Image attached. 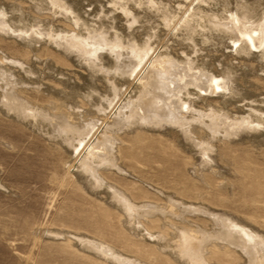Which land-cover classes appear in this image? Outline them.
Returning <instances> with one entry per match:
<instances>
[{
  "label": "bare ground",
  "instance_id": "obj_1",
  "mask_svg": "<svg viewBox=\"0 0 264 264\" xmlns=\"http://www.w3.org/2000/svg\"><path fill=\"white\" fill-rule=\"evenodd\" d=\"M101 1L104 4L107 3V5H108L106 7V6H104L103 3L100 2L101 4L100 3L99 4H100L101 12L106 13V14L111 13L113 11L111 9V7L114 4H112L111 1H109V0H101ZM153 1L155 2L156 0H153ZM196 1L197 0H195V2ZM208 1L209 2L212 1L215 3L221 2V4L223 2V3H225V6H227V8L230 6L231 2L234 3L236 1L235 5H237V8H236V12H230L231 14L228 17L219 18L218 17L219 14H218L217 15L218 18H217L216 16L213 15L214 18H211L209 23H207L209 25L210 29L208 31H205V32H207V35H205V36H208L209 38H211V35H212V38H213V36L215 37V35H216L217 37H215L213 39H215L216 43L219 44V40H218L219 37L221 35H223L224 33H226V31H228L230 33L232 32V35L237 34L240 38L242 37L241 39H238V41H240V40L242 41L244 39L245 40L244 42H246L245 43L246 45H244V46L248 47V49L250 48V50H251V47L255 46L256 44L259 46L264 44V22H259L255 25H253L254 22L252 23L248 20L250 18L251 14H253V13L256 14L255 12L258 11V8L255 7V5H252V3L248 4V1L246 2L245 0H243V1L241 0L242 4L239 3V0H234V2L232 0H208ZM22 2H24V0L23 1L15 0V2L13 4L14 6H12L13 9H14V7H18V5H20L19 3H22ZM49 2L51 4V6L55 5L56 7H58L61 10V13L63 11L65 16H66V13H70V15L72 14L73 18L76 20V23L77 24L79 23L82 28H85V30L91 29L90 28L91 26L89 25L90 27H88L86 21L82 18L83 14L84 15L87 14V17H88V15H90V13L87 11H85V13H84V11H83V13L81 14L79 12L80 10L77 11V6L75 5L76 4L75 1L49 0ZM121 2H122V0L119 3H121ZM137 2H138V0H137ZM149 2L151 3V1H149ZM154 2H152V3H154ZM170 2H171V0H170ZM179 2L180 1H178V4H179ZM190 2H191V0H190ZM190 2H188V4ZM39 3H43V0H39ZM127 3H130V2L127 1ZM203 3H204V1H203ZM205 3H206V1H205ZM95 4L98 5V3H95ZM157 4H158V2H157ZM44 5H45V3H44ZM97 5H96V7H98ZM115 5H114V7H115ZM154 5H156V3L153 4V6ZM174 6H176V5H174ZM56 7L52 6L51 8L55 9ZM118 7H121L120 9L122 12L120 14L122 16H124V18L130 17V21H131L130 23H134L135 21H140V23H141V20H143L142 18H144V19L146 18L145 20H148L152 15L151 9H153V7L152 8L150 7V5L149 6L145 5V6H142V8H140L141 6L140 7L138 6L139 8H137L135 12H131L125 8L127 6H125V7L118 6ZM178 7L181 8V6H178ZM188 7H190V6H188ZM193 7L194 6H192V8ZM232 7H234V6H232ZM58 8H57V10H58ZM167 8L168 7H166V10H167ZM183 8L185 9L187 7L184 6ZM53 9H52V12H54ZM189 9H191V7ZM157 10H158V8H157ZM185 10H187V9H185ZM55 11H56V9H55ZM59 11H58V13H59ZM114 11H116V10H114ZM4 12H5V10H4ZM46 12H47V10H46ZM49 12H51V11H49ZM101 12L99 11V13H101ZM157 12L160 13L159 11H157ZM191 12H193L192 9H191ZM198 12L200 13L199 10H198ZM61 13H59V14H61ZM131 13H134V14H132L133 16L130 15ZM223 13L224 12H222V14ZM1 14H3V13H1ZM40 14H42V13H39V15ZM45 14H47V13H45ZM51 14H53V13H51ZM59 14L56 13V17ZM164 14H167V13L164 12ZM181 14H182V12H181ZM214 14H216V13H214ZM37 15H38V13H37ZM201 15H203V14L201 13ZM258 15L259 14H257V16ZM127 16H129V17H127ZM160 16H162V15L160 14ZM169 16H170V14H169ZM191 16H192V14H191ZM209 16H210V14H209ZM53 17L56 18L55 16H53ZM163 17H164V15H163ZM173 17H174V15H173ZM180 17L181 16H179V18ZM195 17H197V16H195ZM205 17H206V15H205ZM221 17H222V15H221ZM10 18L11 17H9L8 19H10ZM69 18H70V16H69ZM106 18H107V16H106ZM207 18H208V16H207ZM60 19H61V17H60ZM66 19H67V17H66ZM167 19H169V17ZM167 19L164 21V26H166V28H168L170 30L171 27L169 28V26H170V22H171L170 20H172V16L169 20H167ZM176 19H178V18H176ZM194 19L195 18H193V20ZM200 19H199V21H200ZM113 20H114V18H113ZM149 20L147 21L148 22L147 24H151V22L149 23ZM202 20H204V19H201V21ZM257 20L259 21V18ZM62 21L64 22L65 20H62ZM185 21H183L184 25L182 22H179V23H182L183 26H180V27L178 26L179 28L176 27L177 30L180 29V31H177V32H180L181 35L183 37L186 36V38L187 37L191 38L192 36L194 37L195 31H194V33H192V32L190 33L191 29L189 30V26L192 23L188 24L187 22L189 20L187 22H185ZM253 21H255V19ZM52 22H50V23H52ZM143 22H145L144 24H146V21H143ZM67 23H69V22H67ZM67 23L64 25H67ZM105 23L106 22H104V24ZM60 24H61V22H60ZM113 24H112L111 28H115V26H113ZM123 24L124 23H122V25ZM141 24H143V23H141ZM176 24H178V23L176 22ZM1 25H0V43L5 42L6 40H10L11 42H13V44H16L17 41H15V40L12 41L10 39L11 36L9 37V28H7V27L5 28V26L1 27ZM8 25H10V24L8 23ZM127 25H129V24H127ZM132 25H134V24H132ZM173 25H175V24L173 23ZM149 26L150 25H148V29L153 27V26L152 27H149ZM173 27L171 29H173ZM193 27H191V28H193ZM13 28H14V26H13ZM33 28H34V26H33ZM48 28H49V26H48ZM50 28H49V30H50ZM70 28H72V27H70ZM35 29H33L34 31H32V33L37 35L38 32ZM68 29H69V26H68ZM12 30L13 29H11V32H12ZM71 30H74V29L72 28ZM94 30H95V28H94ZM202 30H205V29H202ZM75 31H74V33L66 35V36L65 35L62 36L64 33L63 34L61 33L62 35H60V36L56 35L55 42L50 43V41H48L49 45H43V44H40V45L44 46V48H46L47 50L52 49L55 52L57 51L58 54H61V56H64V58H66V59L69 58L70 61H72L74 63L76 62V64H78V67L80 69H84L83 67H86V69L88 70L87 75L90 79L95 78V77H93L94 72L97 73V71H98V73L100 72V74L102 72V75H103V73L104 74L106 73V75L108 73H110V72H108V69H106L104 67L105 65L108 66L109 64L105 63V61L103 62V60L106 58V55H104V54L107 53L108 55H110V57L114 63V66H112V68L114 67L112 72H114L115 75H116V73L122 75V77L125 75V78L124 77L122 78L123 80L127 79L126 77L131 78V76H133V79L136 78L135 81H137L138 85H139L138 91L136 92V93H138L137 96H135V98L133 99L131 97L132 96L131 94H133V91H135V89L133 91L131 90L132 93L131 92H130L131 94L129 93L131 96L129 95L130 97L128 96L129 97L128 99L124 98V101H125V99H127V100L125 102H123L121 100V98H123V97L121 96V93H120V89H119L120 86L117 85L118 83L113 84L112 82H110V84H109V81L107 80V84L110 85L109 89L112 92V94L110 93L112 95V98H108L105 96L103 98V100L101 99L102 101H104L106 106H105V104L102 103V101H100V102L98 101L96 103H93L91 105V107L93 106L95 108V110H94V108H89V106H88L89 109H93L92 112L93 111L96 112L95 113V114H97L96 116H98V115L104 116L105 115L104 116L105 120L99 119V120L103 121V122H100L97 118H92V117L90 118L89 115L87 114L89 118L85 117L83 121L78 123V121L75 122L71 119V116H72L71 113L73 114L75 112L76 115L78 114L79 117L80 116L82 117L83 115H81L80 113H83V112H81V111L79 112V110H77V111L74 110V112L72 111V112L68 113L70 110H68V112L66 111L68 108L67 107L68 104H66L67 105L66 106L65 102L63 103L58 98L60 93L65 94L64 90H62V89L60 90L58 87L53 86V84H52V86H50L48 88L45 86L46 89L43 88L44 91H42L40 87L34 88L35 86H33L32 84H30V85H32V88H30V90L25 88V86L22 87L26 81L24 80V83H23L21 81L23 78H21V80L15 79L16 77L14 76V72L12 71L11 68L7 69L5 67H2L3 62L6 61L3 59L5 57H2L3 56L2 55L0 57V115L2 117H5L11 121H14V122L28 128L30 130L39 129L40 127L42 128L45 125H47V126L49 125V127H53L52 128L53 130L52 129L48 130L49 127L48 128L43 127V130H41V131H44V128H45L49 132H46V133L44 132L45 134H43V135L41 134L42 138H44L45 141L50 144V146L57 147L59 149V151L61 152V155L66 153L67 155L71 154V157L73 155L74 159L77 158V161H76L77 165L76 164L75 165L77 166L76 168L79 169V172H80V174H78L80 178L77 177L78 178L77 181L79 182V185L83 186L87 190L88 194L90 193L89 195H93V196H95L94 198H97V200L101 201V202L98 201V203L104 207H99V209H102V212H104L103 215H105V217H107L108 219L111 220L113 217H112V214H110V213L112 211L115 213L116 221H117L116 223H117L118 227H116V229L114 227H112L111 231L112 232L114 230L115 231H114V233L110 234V236L112 238H114L115 240H117L120 243L121 247L115 246L113 243L107 241V239L100 237L98 235H97V237H91V238H89V237L87 238L84 235H81V234L79 235L76 233L71 235V236H69L70 234L68 236H63L64 233H61L62 231L56 232V230H54L55 232L54 231L53 232L52 231H49V232L45 231L47 234H49L48 237L52 238L54 240H59V238L60 237L62 238V236H63L64 237L63 239L66 241V244H69V246L72 244L74 245L76 243H77V245H78V243L81 244L83 246V251H84V248H86L88 250L87 252L89 253V255L87 257L90 258L91 260H93V262H95L96 264H216V262L231 261V260L237 261V263H240V261L243 260L242 264H264V232L261 231L262 229L260 230V228L258 229L257 227L253 226L254 225L253 222H256V220L254 218L248 217L246 219H242V217H241V219H237L238 216H236V217L233 216L234 214L232 215L231 214L232 212L229 213L230 211L229 212L222 211V210L217 211L216 208L214 210V209H212L211 206L210 207H208V205L204 206L199 201L197 204H192V203H190L191 201L189 202L188 200L181 197V195H183V192H179L178 194L172 193V192L169 193V192H166L163 189L158 188L156 186H151V188L150 187L147 188L145 186L147 189L151 190V193L150 192H140V189L139 188L137 189L136 187H134V185H132V187H130V188H125V187L120 188L116 183L109 182L106 178V175H110V174L120 178V177L127 176L128 173H131V171H128L125 169L127 166L126 167L123 166L127 163H124L122 165V159L124 157L123 149L125 146V136H128V137L135 139V140H139L138 138L142 135H145V134L149 135V137L157 136L158 138H165L166 136H169L171 133H174L178 136V138H177L178 142L182 143L184 147H186V145H187L188 148L194 149V152L196 150L195 153L197 154L198 157H200L199 158L200 162L198 163V165H200L202 168H205V171L207 170L210 172V174H215L216 169H218V167H220L219 164L221 165V162L222 163L228 162L229 164L232 165V168H231V166H229L230 169H232V173H233V174L231 173V175H233L232 179L233 178H234V180L237 179V163L235 162V158H234L235 153L233 150V147L237 146V142H238L237 138H238L239 142H242L243 137L240 136V133H242V132L245 133V132L251 131V130H253V132H254L257 130H261V129H263V131H264V119H258L256 117H252L251 115H248L246 117H240V116L237 117V115H236V117H234L233 114L231 115V114H228V112H223L222 109L219 108L220 104H223V102L225 104V101L222 100L223 101L222 103H220L218 101H212V98H216V97L218 99H221L223 97V94L221 93L222 91H224V92L228 91L230 93V97L233 96V98L234 97L237 98L238 93L234 89V85L236 84V78H235L236 75H234V73H233V71H234L233 68H232V70H233L232 71L230 69L231 67L228 68L229 67L228 66L227 68H225V66H224L220 70V73H219L220 75L218 74L217 76H215L212 72V69L208 70L206 68H203V66H205V65H203V66H199V64L196 65L195 62H193V59H190L191 58L190 55H189L190 58L181 57L178 54L179 51H178V53L176 52V54L175 53L171 54L168 52L169 51L168 50L167 52L169 53V55H165V56L164 55L163 56L158 55V56H156L157 53H155L156 57H154V56L151 57V54H153V53H151L152 47L150 49V47L144 46L143 48H145V47H147V48H145L143 50H141V49L138 50L137 47H135L133 45V43L132 44L127 43L128 39L126 40V43L124 42L125 40L123 41L122 38L125 37V36H123L124 34L115 33L117 35L116 38H109L106 36V32H102L105 30H102V31H100V33L95 31L93 34H90V32H89L90 35L87 34V36L83 37V36H80L79 34H76ZM145 31H143V33H145ZM18 32L19 31H17L13 34H16V33L19 34ZM115 32H116V30H115ZM155 32L156 31L153 32V35H155V37H157L158 33L156 34ZM254 32L256 35L254 34ZM22 33H24V32H22ZM51 34L49 35L50 38L55 36V35L52 36ZM130 34H132V33H130ZM150 34H147V35H150ZM204 34H202V35H204ZM116 35H114V36H116ZM196 35H197V33H196ZM13 36H15V35H13ZM225 36H227V35H225ZM237 37H235V38L237 39ZM16 38H17V36H16ZM148 38L151 41L152 38L151 39H150V37H148ZM203 38H204V36H203ZM167 39H168V37H167ZM205 39H207V38L205 37ZM161 40H162V38H161ZM42 41H44V40H42ZM189 41H190V39H189ZM192 41H190V42H192ZM48 42H46V43H48ZM224 42H223V44H224ZM148 43L146 45H148ZM195 43H197V42H195ZM236 43H237V41H236ZM243 43H242V45H243ZM138 44L142 45V43H138ZM233 44H235V42H233ZM8 45H9V43H8ZM160 45H158V46H160ZM164 45H165V43H164ZM166 45L168 46V43ZM189 45H191V44L189 43ZM192 45H193V42H192ZM41 46L39 48H41ZM136 46H137V44H136ZM181 46H182V44H181ZM234 46H236V45H234ZM22 48L23 49H20V50H22L26 54V56L28 53L32 52V50L27 48V47L26 48L22 47ZM36 48H34L33 50L38 51V49H36ZM138 48H140V47H138ZM257 48H259V47H257ZM263 48H264V46H263ZM242 49H244V48H242ZM37 51L35 52L36 54H37ZM152 51H153V49H152ZM161 52H160V54H161ZM8 53H10V52H8ZM42 53H43V51H42ZM190 53L191 52H189V54ZM262 53H264V51ZM108 55H107V58H108ZM124 55H127V57L129 58L128 61H125L126 58L124 59ZM182 55L185 56V53ZM40 56H42V55H40ZM244 56H246V55H244ZM30 57H31L30 59H32V56H30ZM247 57H248V55H247ZM45 58H46V56H45ZM6 59H8V58H6ZM34 59H36V58H34ZM40 59L41 58H39L38 61H40ZM43 60H44V58H43ZM48 61H50V59ZM51 61L53 63V60H51ZM42 62H44V61H42ZM21 63L23 64V66L22 67L19 66L20 68L23 69L26 67V71H28L30 73L33 72V71H31L32 69L31 70L29 69V68H32V65H31V67H28V66L24 65V61H21ZM45 63H39V64H45ZM102 63H105V64L103 65ZM19 64L20 63H18V65ZM34 66H36V65H34ZM46 66L49 67V65H46ZM46 66H44V67H46ZM55 66H57V65H55ZM55 66L53 65L50 67L55 68ZM37 68H39V67H37ZM37 68L33 67V69H35V70ZM86 69H84V70H86ZM42 70H45V68ZM57 70H58V68H57ZM61 70H63V69L61 68ZM54 71H51V72H54ZM43 72L49 73V71L48 72L43 71ZM22 73H24V72H22ZM34 73L36 74V72H34ZM39 73H41V72H39ZM45 73H44V75H45ZM82 73L80 76V78L82 80L81 82H83V80L85 81V79H86L85 78L86 76L84 75L85 73L83 75H82ZM57 74L58 73L56 72L55 75L57 76ZM62 74L63 73H59L58 77L61 75L60 76L61 78H59L57 81L55 80L54 82L61 84V85H64L63 86L64 88H69V90H71V93H73V95H75L74 93L78 92L77 90L80 89L79 87L85 86V85H81L82 84L81 83L80 84L81 86H78V88L77 87L71 88L70 86L66 87L67 81L69 79L66 77L68 80L64 81L65 79H62ZM15 75H16V73H15ZM44 75H43V77H44ZM53 75H54V73H53ZM65 75L66 74H64L63 76H65ZM115 75H114V79H115ZM37 76H39V75H37ZM51 76L49 75L48 77H51ZM107 76H109V75H107ZM104 77L105 76H103V78ZM99 78H102V77H99ZM105 78L107 79V77H105ZM109 78H111V77H109ZM18 79H20V78H18ZM34 79H33L34 82H36V78H34ZM37 79H38V77H37ZM46 79H48V78H46ZM114 79H113V81H114ZM117 80H118V78H117ZM119 80L121 81V78H119ZM129 80H125V81H129ZM131 80H132V78H131ZM27 81H30V80L27 79ZM102 81L104 83L106 82L104 80H102ZM92 82L93 81H91V85H92ZM78 83H80V82H78ZM120 83H124V82H120ZM125 83H128V82H125ZM86 84H87V82H86ZM35 85H37V84H35ZM93 85H94V83H93ZM95 85H97V83ZM26 86H27V84H26ZM75 86H77V85H75ZM101 86H102V84L100 85V87ZM105 86H106V84H105ZM117 86H118V88H117ZM124 86H127V85H124ZM86 87H87V89L89 88L88 85ZM97 87H95V89ZM100 87H98V88H100ZM128 87H130V86H128ZM105 88L107 89V86ZM90 89H91V87L87 91H90ZM28 90L32 91L35 95L45 94V96L47 97V104L39 106L38 105L39 103L38 104L35 103L37 105L36 106L34 104L32 98L29 96ZM69 90H68V92H70ZM91 90H92V92H94L93 89H91ZM80 91H82V90H80ZM101 91L103 92V89ZM219 91H220V93H219ZM82 93H84V91L80 92V94H82ZM89 93H91V92H89ZM94 93H96V92H94ZM99 93H100V91H99ZM92 94L93 93H91V95L89 94L87 96L90 97V96H92ZM96 94H98V93H96ZM103 94L104 93H102V95ZM110 94H109V96H110ZM122 94H124V93H122ZM125 94H127V93H125ZM84 95H85V93H84ZM98 95H100V94H98ZM133 95H135V94H133ZM68 96H69V94H68ZM239 96H240V94H239ZM54 97H56V99ZM62 97H64V99H65V95ZM71 97L69 96L66 98L70 99ZM77 97L79 98V97H81V95L79 96L77 94ZM86 97L84 98V100H86V99L88 100L89 97L88 98H86ZM92 97H95V95ZM73 98L77 99L75 97H73ZM97 98H98V96H97ZM226 98H228V97H226ZM77 100H79V99H77ZM115 100L117 103L115 102ZM231 100H233V99H231ZM90 101H93V100H90ZM199 101L202 103L206 102L205 103L206 108L198 106L197 103ZM74 102H75V100H74ZM80 102H81V100H80ZM114 102L116 103L115 106H117V107H115V106L112 107ZM67 103H69V102H67ZM77 103H79V101ZM226 103H229V102H226ZM224 104H223V107L225 106ZM72 105H73V102L70 105L72 108L71 110H73L74 106H75L74 109H76L77 104L75 103V105H73V106ZM78 107H80V106H78ZM110 107L112 109L117 108L116 111L113 110V111H115L114 112L115 114H114V116H112L111 121H109L108 119L106 120V118H107L106 113L108 112V110H109L108 108H110ZM220 107H222V106H220ZM84 109H86V108H83V110ZM84 111H86V110H84ZM113 111L111 112V110H109V113L110 112L113 113ZM224 111H226V110H224ZM84 114H85V112H84ZM89 114L91 115V113H89ZM253 114H255V111ZM258 114H260V113H258ZM108 115H110V114L107 113V116ZM72 117H74V116H72ZM81 117H80V119H81ZM98 118H99V116H98ZM108 118H111V117H108ZM98 121L100 122V125H98V123H99ZM106 121H109V122H106ZM99 129H100L99 133L96 134V132ZM259 132L262 133L261 131H259ZM263 136H264V134H263ZM263 136H261L262 140L259 138L261 140V142L264 141ZM253 138H254V135H253ZM253 138L251 137V139H253ZM251 139H250V141H252ZM256 139L258 140L257 137H256ZM248 141H249V139H248ZM0 142H1L0 144H3L2 141H0ZM261 142L259 141L260 145L262 144ZM253 144H254V142H253ZM262 145H264V144H262ZM61 157H63V156H61ZM70 160H69V162H71ZM187 163H189V162H187ZM75 165L68 164V160L63 161L64 177H62L59 180V182H58L59 186L60 185L62 186L66 182L67 177L71 176L70 178H73V176L71 174V168L74 167ZM193 166H195V165L193 163H191V164H189V166H187V168L189 169L191 174H194V176H192V177L197 178L194 180H200L201 183L209 186L207 184V182H205V179L203 180L202 177H204V176L201 175L205 171L203 170V172L200 173L198 171L202 170L201 167L199 168L200 170L197 171L196 168L198 166L197 167H193ZM226 168H228V166H226ZM225 169H223V170H225ZM131 170H134V169L132 168ZM185 170H186V168H185ZM221 170H222V167H221ZM221 170H219V172ZM228 171H229L228 172V174H229L231 171L230 170H228ZM77 172L74 171L75 174ZM185 172H187V171H185ZM219 172H217V173H219ZM222 172H220V173H222ZM224 172H227V171H224ZM220 173H219L220 176L224 175L223 173H222L223 175H221ZM132 175H133V173H132ZM188 175H189V173H188ZM229 176H227V177H229ZM200 177H201V179H200ZM135 178L137 179V177H135ZM223 178H224L223 180L227 179L225 177H223ZM223 180H222V182H223ZM137 181H138V179H137ZM219 184L220 183L217 184V187L219 186ZM220 186H223L222 188L229 190V189H231V187L233 188L234 184L228 182V183L220 184ZM182 187H183V185H182ZM195 188H196L195 186H192L191 188H189V187L184 188L183 187V189H184L183 191H184V193L189 192V193L195 194L197 197L196 199H203L202 198L203 193L199 192V190H196ZM101 189L102 190L104 189L103 195L106 196V198H101V196H98V194H100L99 190H101ZM136 193L137 194L141 193L140 196H138L139 198L137 197ZM51 201L53 202V200H51ZM51 201H49V202H51ZM225 201H226V199H225ZM52 204H51V206H52ZM204 204H206V203H204ZM51 206H49V207H51ZM111 225H113V224L110 222L109 226H111ZM262 225L264 226V221H262ZM34 236H36V235H34ZM37 238H38V236H36V239ZM72 242H74V243H72ZM35 244L36 243H34V245ZM79 247L82 248L81 246L78 245L77 250L79 249ZM80 251H82V250H80ZM90 255H92V256H90Z\"/></svg>",
  "mask_w": 264,
  "mask_h": 264
},
{
  "label": "rangeland",
  "instance_id": "obj_2",
  "mask_svg": "<svg viewBox=\"0 0 264 264\" xmlns=\"http://www.w3.org/2000/svg\"><path fill=\"white\" fill-rule=\"evenodd\" d=\"M17 1H23V0H17ZM28 1L24 0V2L19 3L20 5H18V7H14V9H13L12 6H14L13 4H14L15 0H12V1L11 0L10 1L9 0H0V12L3 13V14L0 13L1 14L0 15V25L2 24L1 27L5 26V28L6 27L9 28V37L10 36L12 37V38L10 37V39L12 41H14V40L17 41L16 44H13V42H11L10 40H6L5 42L0 43V57L3 55L2 57H5L3 59L6 60V61L3 60L4 62L2 64V67H5L7 69L11 68L12 71L14 72V76L16 77L15 79L21 80V78H23L21 81L24 83V80H25L26 82L23 84L22 87L25 86V88H27L29 90H30V88H32V85H33V86H35L34 88L40 87L41 90L44 91V89H46V87L48 88V87L52 86V84H53V86L58 87L60 90L61 89L64 90L65 94L60 93L59 97L58 96L57 97L63 103L65 102V105L68 104V106L67 105L66 106L69 109L67 108L66 111L68 112V110H70L68 113H70L72 111L74 112V110H76V111L79 110V112L80 111L83 112V113H80L81 115H83L82 116L83 118L80 116L82 120L80 119L78 114L76 115L75 112L73 114L71 113V115L74 116V117L71 116V119L73 121H75V122L78 121V123H79V122L83 121L85 117H88V115L90 118L91 117L97 118L98 120L105 118L104 117L105 115L104 116L98 115L99 116V118H98V116H96L97 114H95L96 112L95 111L92 112L93 109H89V108H94L93 106L91 107V105L93 103L98 102V101L99 102L102 101L105 96L108 98H112V95H111L112 92L109 89L110 82H112L113 84L118 83L117 85L120 86L119 87L120 93H121V96L123 97V98H121V100L123 102H125L131 95H132L131 97L134 99L135 96H137V94H138L136 92L138 91V87H139L138 82L135 81L136 78L133 79V76H131L132 80H131V78L126 77L127 79H125V80H129V79L130 80L125 81L122 79L123 77L125 78V75L122 77V75H120L118 73H116V75H115V73L112 72V70L114 68V67L112 68V66H114V63H113L110 55H108L107 53L104 55H106V58L108 55V58L107 59L105 58L103 60V62L105 61V63L109 64L108 66L107 65L104 66L106 69H108V72H110L107 74L109 76H107L106 73L105 74L103 73V75H102V72L100 74V72L98 73V71H97V73L94 72L93 77H95V78L90 79L87 75L88 70L86 69V67H83L86 70L80 69L78 67V64H76V62L74 63V62L70 61L69 58L68 59L64 58V56H61V54H58L57 51L55 52L52 49L47 50L46 48H44V46L40 45V44L49 45L48 41H50V43L55 42L56 35L60 36L64 33L62 36H64V35L66 36V35L74 33V31L76 29L77 30L75 31V33L79 34L80 36H83V37L87 36V34H89V32H90V34H93L95 31L100 33V31H102V30H105L102 32H106V36L109 38H116L117 35L115 33L124 34L123 36H125V37L122 38L123 41L125 40L124 42L126 43V40L128 39L127 43H131V44L133 43V45L135 47H137L138 50H140V49L143 50L147 47H150V49H151V47H152L153 51L151 49V53H153V54H151V57H153V56L156 57L158 55L159 56L160 55L165 56V55H169V53H171V54L175 53L176 54V52L178 53V51H179L178 54L181 57L190 58V56H191L190 59H193V62H195L196 65H198V64H199V66L205 65V66H203V68H206L208 70L212 69V72L215 76H217L220 73V70L222 69V67L225 66V68H227L229 66L228 68L231 67L230 68L231 70L233 68L234 71L233 70L232 71H233L234 75H236V77H235L236 78V84L234 85V89L238 93L237 98L234 97L236 99L235 100L233 98V96H231L232 98L230 97V93L228 91H225V92L222 91L221 93L223 94V97L221 99H218L217 97L212 98V101H218L220 103L225 101V104H224V102H223V104L226 107L225 106L223 107V104H220V106H222V107L219 106V108H221L223 112H228V114H231V115L233 114L234 117H236V115H237V117L238 116L246 117L248 115H251L252 117H256L258 119H264V113H263L264 112V59H263L264 53H262L264 51V48H263L264 44L261 46H259L257 44H256L257 46L256 45L253 47L250 46L251 47V50H250V48L248 49V47L244 46V45H246L245 44L246 42H244L245 41L244 39L242 41L241 40L238 41V39H241L242 37L240 38L237 34H235V35L233 34L234 35L233 36L232 32L230 33L228 31H226V33H224L223 35H221L219 37V39H218L219 44H217L216 40L213 39V38L217 37L216 35H215V37L213 36V38H212V35H211V38H209L208 36H205V35H207V32H205V31H208L210 29L209 25L207 23H209L211 18H214V16L217 17L218 14L220 15V16L218 15L219 18L228 17L231 14L230 12H236V8H237V5H235L236 1L234 2V0H232L234 3L231 2L232 4L230 3V6L228 5L229 7L227 8V6H225V3H223V2L221 4V2L215 3L212 1L209 2L208 0H197L196 2H195V0H191V2H190V0H171V2H170V0L169 1L168 0H158V1L156 0L155 2L153 0H138V2H137V0H131V1L130 0H122L121 3H119L121 0L120 1L115 0L116 2L114 0H109V1H111L112 4H114V5L116 4V5L114 7V5L111 4L112 5L111 9L113 11L111 13L106 14V13L101 12L100 4L103 3L101 0H67V1H75V3H76L75 5L77 6V11L80 10L79 12L81 14L83 13V11H84V13H85V11L90 13V15H88V17H87V14L82 15V18L86 21L88 27L91 26L90 27L91 29H89V30L88 29L85 30V28H82L79 23L77 24L76 20L72 16V14L70 15V13H66V16H65L63 11L61 13V10L58 7H56L55 5H52V6L56 7L55 8L56 11H55V9L51 8L52 6H51L49 0H43V3H39V0H28ZM127 1L130 3H127ZM149 1H151V3ZM178 1H180L179 4H178ZM203 1H204V3H203ZM205 1H206V3H205ZM245 1L246 2L248 1V4L252 3V5H255V7L258 8V11L255 12L256 14H254V13L251 14L252 17L249 15L250 18L248 17L249 18L248 20L252 23L254 22L253 25H255L259 22H264V19H263L264 18L263 17L264 16V12H263L264 11V0H245ZM152 2H154V3H152ZM157 2H158V4H157ZM188 2H190V3L188 4ZM44 3H45V5H44ZM95 3H98V5ZM155 3H156V5L153 6V4H155ZM239 3L242 4L241 0H239ZM96 5L98 7H96ZM145 5L146 6L150 5L151 8L153 7V9H151L152 15H151V17L149 16L150 18L148 17L150 20L147 18L149 20V23L151 22V24H147L148 20H145L146 18L145 19L142 18L143 20L140 19L141 23H143V24H141L140 21H135L134 23H130L131 21H130L129 16L130 15L133 16L132 14H134V13H131L129 16H127L129 18H124V16H122L120 14L122 12L120 9L121 7H118V6H123V7L127 6V7H125L127 10H129L131 12H135L137 8H139L140 6H141L140 8H142V6H145ZM174 5H176V6H174ZM183 5L185 7H187V8H185L187 10H185L183 8L184 7ZM191 5L194 7L192 8ZM104 6L107 7L108 6L107 3L104 4ZM178 6H181V8ZM188 6L191 7L193 12H191V9H189L190 7H188ZM232 6H234V7H232ZM166 7H168L167 10H166ZM57 8H58V10H57ZM157 8H158V10H157ZM52 9L54 12H52ZM4 10H5V12H4ZM46 10H47V12H46ZM114 10H116V11H114ZM198 10L200 11V13L198 12ZM49 11H51V12H49ZM58 11L61 14H59ZM99 11L101 13H99ZM157 11H159L160 13H158ZM164 12H166L167 14H164ZM181 12L183 15L181 14ZM213 12L216 14H214ZM222 12H224V13L222 14ZM37 13H38V15H39V13H42V14H40L38 16ZM45 13H47V14H45ZM51 13H53L54 15ZM56 13L59 14V15H57V17H56ZM201 13L204 16L201 15ZM160 14L162 16H160ZM169 14H170V16H169ZM191 14L193 17L191 16ZM209 14H210V16H209ZM257 14H259V15L257 16ZM163 15H164V17H163ZM173 15H174V17H173ZM178 15L181 16L183 19L181 17L179 18ZM205 15H206V17H205ZM221 15H222V17H221ZM6 16L8 18L9 17H11V18L8 19ZM53 16H55L56 18H54ZM59 16L61 17V19ZM69 16H70V18H69ZM106 16H107V18H106ZM167 16L169 17V19L172 16V20H170L171 22H170L169 28L170 27L172 28L174 26L173 29L170 28V30H169L168 28H166V26H164V21L168 18ZM195 16H197V17H195ZM207 16L209 19L207 18ZM66 17H67V19H66ZM113 18H114V20H113ZM176 18H178V19H176ZM193 18H195V19L193 20ZM200 18L204 19L205 21L204 20L201 21ZM258 18H259V21L257 20ZM169 19H167V20H169ZM199 19H200V21H199ZM252 19L253 20L255 19V21H253ZM62 20H65L64 21L65 23ZM182 20L183 21L186 20L185 22L188 21L187 22L188 24L192 23V24H190V26L187 24L189 26V30L191 29L190 33L191 32L194 33V31H195L194 37L193 36L191 37L192 39L190 37L186 38V36L183 37L180 32H177V31H180V29L177 30V28L184 25V22ZM143 21H146V24H144L145 22H143ZM50 22H52V23H50ZM60 22H61V24H60ZM67 22H69V23H67ZM104 22H106V23L104 24ZM176 22L179 25L176 24ZM179 22H182L183 25H182V23H179ZM5 23L7 25L9 23L10 25L7 26ZM66 23H67V25H64ZM122 23H124V24L122 25ZM126 23L129 25H127ZM173 23L175 25H173ZM112 24H113V26H115L116 29L111 28ZM132 24H134V25H132ZM148 25H150L149 27L153 26L152 27L153 29L152 28L148 29ZM13 26H14V28H13ZM33 26H34V28H33ZM48 26H49V28L51 27L50 30H49ZM68 26H69L70 30L68 29ZM70 27H72L74 30H71L72 28H70ZM93 27L95 28V30ZM191 27H193V28H191ZM32 28L33 29L36 28L35 30L38 32L37 35L32 33V31H34ZM201 28L205 29V30H202ZM11 29H13L12 32H11ZM115 30H116V32H115ZM17 31H19L18 32L19 34H17V33L13 34ZM21 31L24 33H22ZM143 31H145V33H143ZM154 31H156L155 32L156 34L158 33L157 37H155V35H153ZM130 33H132L134 36ZM196 33H197V35H196ZM12 34L15 36H13ZM50 34L52 36H54V35L55 36L50 38V36H49ZM147 34H150V35H147ZM202 34H204V35H202ZM254 34H255V32H254ZM114 35H116V36H114ZM225 35H227V36H225ZM16 36H17V38H16ZM203 36H204V38H203ZM148 37H150V39L152 38L153 40L151 39V41H150ZM167 37H168V39H167ZM205 37L208 40L205 39ZM235 37H237V39ZM161 38H162V40H161ZM188 38L190 39V41H192L194 39L192 41L193 45H192V42H190ZM42 40H44V41H42ZM232 41L235 42V44H233ZM236 41H237V43H236ZM46 42H48V43H46ZM195 42H197V43H195ZM223 42H224V44H223ZM8 43H9V45H8ZM138 43H142V45L138 44ZM147 43H148V45H146ZM164 43H165V45H164ZM167 43H168V46L166 45ZM189 43L191 45H189ZM242 43H243V45H242ZM136 44H137V46H136ZM181 44H182V46H181ZM158 45H160V46H158ZM234 45H236V46H234ZM40 46H41V48H39ZM144 46H147V47L143 48ZM22 47H24V48L27 47V48L31 49L32 52L28 53L26 56V54L22 50H20V49H23ZM138 47H140V48H138ZM257 47H259V48H257ZM34 48L38 49V51L36 50L38 55L35 53L36 51L33 50ZM242 48H244V49L246 48V49L244 50ZM42 51H43V53H42ZM8 52H10V53H8ZM160 52H161V54H160ZM189 52H191V53L189 54ZM155 53H157V55ZM181 53L182 54L185 53V56L182 55ZM40 55H42V56H40ZM244 55H246V56H244ZM247 55H248V57H247ZM30 56H32V59H30L31 58ZM45 56L47 59L45 58ZM6 58H8V59H6ZM34 58H36V59H34ZM39 58L42 59V60L40 59L41 62L38 61ZM43 58H44V60H43ZM127 58H128L127 55H124L125 61L129 60V58L128 59ZM49 59H50V61H48ZM51 60H53V63ZM21 61H24L25 66L31 67V65H32V68H29V69L30 70L32 69L31 71H33V72L30 73V72L26 71L25 66H24L25 68H23V69L20 68L23 66ZM42 61H44V62H42ZM38 62L39 63H45L46 62V63L45 64H39ZM18 63H20L21 65L20 64L18 65ZM32 63L36 66H34ZM51 63L54 66L55 65H57V66H55V68L50 67V66H53ZM105 63H102V64L104 65ZM46 65H49V67ZM44 66H46V67H44ZM33 67L34 68L39 67L40 69L37 68L35 70V69H33ZM41 68L42 69L45 68V70H42ZM57 68H58V70H57ZM61 68L63 70H61ZM50 70L51 71L55 70V71L51 72ZM77 70L78 71L80 70V71L78 72ZM43 71H47V72L49 71V73H45ZM22 72H24V73H22ZM34 72H36V74ZM39 72H41V73H39ZM56 72L58 73L57 76L55 75ZM15 73H16V75H15ZM44 73H45V75H44ZM53 73H54V75H53ZM59 73H63L62 79H65L64 81H67L69 79L67 81V84H66L67 86L65 85L66 87L70 86L71 88H73V87L78 88V86H81V85H85V86L79 87L80 89L77 90L79 93L77 92V93H74L75 95H73V93H71V90H69V88H64L63 87L64 85H61V84L54 82L55 80L57 81L59 78H61L60 77L61 75L58 77ZM81 73H82V75L85 73L84 75L86 76L85 77L86 79H85V81L83 80V82H81L82 80L80 78ZM64 74H66V75L63 76ZM37 75H39L40 77ZM43 75H44V77H43ZM47 75L48 76L52 75V76L48 77ZM114 75H115V79H114ZM103 76L107 77V79L105 77H104L105 78L104 79ZM37 77H38V79H37ZM99 77H102V78H99ZM109 77H111V78H109ZM18 78H20V79H18ZM34 78H36V82H34V80H35ZM46 78H48V79H46ZM117 78H118V80H117ZM119 78H121V81L119 80ZM27 79L30 81H27ZM113 79H114V81H113ZM102 80H104L106 82L104 83ZM107 80L109 81V84H107ZM91 81H93L92 85H91ZM119 81L124 82V83H120ZM78 82H80V83H78ZM86 82H87V84H86ZM125 82H128V83H125ZM93 83H94V85H93ZM96 83H97V85H95ZM26 84H27V86H26ZM30 84H32V85H30ZM35 84H37V85H35ZM101 84H102V86H101L102 88L100 87ZM105 84L107 86V89L105 88L106 87ZM75 85H77V86H75ZM87 85L89 88L91 87V89H93L94 92H96L100 95L92 92L91 89H90V91H87V90H89V88L87 89V87H86ZM124 85H127V86H124ZM97 86L100 88H98ZM118 86H117V88H118ZM128 86H130V87H128ZM95 87H97V88L95 89ZM100 89L101 90L103 89V92ZM134 89H135V91H133ZM29 90H28L29 96L32 98L34 104L39 103L38 104L39 106L47 104V97L45 96V94L35 95L32 91H29ZM68 90L70 92H68ZM80 90L84 91L86 96L89 94L91 95V93H93L92 96L95 95V97H92V96L86 97L84 95V93L80 94V92H82ZM105 90L106 91L108 90V91L106 92ZM131 90L133 91V94H135V95L131 94L132 93ZM99 91H100V93H99ZM89 92H91V93H89ZM102 93H104V94L102 95ZM122 93H124V94H122ZM125 93H127V94H125ZM219 93H220V91H219ZM68 94L70 97L72 95L73 96L70 99L66 98V97H69ZM77 94L79 96L81 95V97L78 98ZM109 94H110V96H109ZM239 94L241 97L239 96ZM64 95H65L66 100L64 99V97H62ZM84 96L86 98L89 97L88 98L89 101L90 100H93V101L89 102L87 99L84 100V98H85ZM97 96H98V98H97ZM73 97H75L79 100L74 99ZM226 97H228V98H226ZM54 98L56 99V97H54ZM124 98H127V99H125V101H124ZM231 99H233V100H231ZM74 100H75V102H74ZM80 100H81V102H80ZM66 101L69 103H67ZM78 101H79V103H77ZM72 102H73V105H75V103H76L77 105L79 104L78 106H80V107H78L76 105V109H74L75 108V106H74L73 110H71L72 108L70 105L72 104ZM115 102H116V100H115ZM115 102L112 105V107H114L115 104L117 103V102L116 103ZM226 102H229V103H226ZM102 103L105 104L104 101H102ZM205 103L206 102L202 103L199 101L197 103V105L206 108ZM88 106H89V108H88ZM105 106H106V104H105ZM82 107L86 108V109H84L86 111H84ZM115 107H117V106H115ZM110 108H108V109L111 110V112L113 110L116 111V109H117V108H113V109L112 108L110 109ZM94 110H95V108H94ZM109 110L107 113L110 115L107 116V113H106V117H107L106 120L108 119L109 121H111L112 116H114V114H115L114 113L115 111H113V113H111V112L109 113ZM224 110H226V111H224ZM254 111H255V114H253ZM84 112H85V114H84ZM89 113H91V115ZM258 113H260V114H258ZM108 117H111V118H108ZM99 121L103 122L101 120H99ZM109 121H106V122H109ZM100 122L98 123V125H100ZM43 127L48 128L49 125L48 126L45 125ZM43 127L42 128L40 127L39 129L30 130V129H28V128L14 122V121H11L5 117H2L0 115V141L3 142V144H0V264H96L95 262H93V260H91L90 258L87 257L89 255V253L87 252L88 250L86 248H84V251H83V246L79 243H78V245L81 246L82 248L79 247L78 250H77V248H78L77 243L69 246V244H66V241L63 239L64 238L63 236H68L69 234H70L69 236H71V235L76 233L79 235L80 234L84 235L87 238L88 237L91 238V237H97V235H98L100 237L107 239V241L113 243L115 246L121 247L120 243L110 236V234L114 233V231H115V230L113 232L111 231L112 227H114L115 229H116V227H118L117 223H116L117 222L116 221V215L112 211L110 213V214H112V217H113L111 220L108 219L107 217H105V215H103L104 212H102V209H99V207H104L98 203V201H100V200H97V198H94L95 196H93V195H89L90 193L88 194L87 190L83 186L79 185V182L77 181V179H78L77 177H79L78 174H80L79 169L76 168L77 167L76 166L77 165L76 164L77 158L74 159L73 155L71 157V154L67 155L66 153L61 155V152L59 151V149L57 147L50 146V144L47 143L44 138H42V135L45 134L46 132H49L48 130L52 129L53 127H49L48 130L44 128V131H41V130H43ZM99 131H100V129L96 132V134H98ZM259 131L262 132L263 129L257 130L254 132H253V130H251V131H247L245 133H243V132L240 133V136H242L243 140H244V141L242 140V142H239V140L237 138V141H238L237 146L233 147V150L235 153L234 158H235V162L237 163V179H235V180H234V178L232 179V177H233V175H231L232 169H230V167H229V166H231V168H232V165L229 164L228 162L227 163L221 162V165L219 164L220 167H218V169H216L215 174H210V172L207 170L205 171V168H202L200 165H198V163L200 162V159H199L200 157H198L197 154L195 153L196 150L194 152V149L188 148L187 145H186V147H184L182 143L178 142V140H177L178 136L174 133H171L169 136H166L165 138H158L157 136L149 137V135L145 134V135L140 136L138 138L139 140H135V139H132L128 136H125V146L123 149L124 157L122 159V165L124 163H127L123 166H125V167L127 166L126 168L125 167L124 168L128 171H131V173H128V175H127L128 177L124 176V177L118 178L117 176H113L110 174V175H106V178L109 182L116 183L120 188H124V187L130 188V187H132V185H134V187H136L137 189L138 188L140 189V192H150L151 193V190L147 189L148 187L151 188V186H156V187L161 188L164 191L169 192V193L172 192V193L178 194L179 192H183L184 196L181 195V197L188 200L189 202L191 201L190 203H192V204H197L199 201L204 206H207V205H208V207L211 206L212 209H214V210L216 208L217 211H221V210L227 211V212L230 211L229 213L232 212L231 214L232 215L234 214L233 216H235V217L238 216L237 219H241V217H242V219L252 217L256 220V222H253L254 223L253 226L257 227L258 229L260 228V230L262 229L261 231L264 232L263 231L264 226L262 225V221H264V145H262V144H264V141L261 142V140H262L261 136H263L264 131L262 132L263 134L260 133ZM253 135H254V138H253ZM251 137L254 140L251 139ZM256 137L258 138V140L256 139ZM248 139H249V141H250V139L252 141L249 142ZM263 140H264V138H263ZM259 141L262 143L261 145H260ZM253 142H254V144H253ZM61 156H63V157H61ZM67 160H68V164H72V165L76 164V165L74 166L75 168L74 167L71 168V174H72L73 178H70L71 176L67 177L66 182L62 185L63 186L62 187L61 185L59 186L58 182L62 177H64L63 161H67ZM69 160L71 162H69ZM187 162H189V163H187ZM191 163H193L195 165L193 167L198 166L196 168L197 171L200 170L199 168L201 167L202 170H200L198 172L202 173L203 170L205 171L201 175L204 176L202 178H203V180L205 179V182H207V184L209 186L204 185L203 183H201L200 180H194L197 178L192 177V176H194V174H191V172L187 168V166H189V164H191ZM226 166H228V168H226ZM221 167H222V170H221ZM132 168L134 170H131ZM185 168H186V170H185ZM223 169H225V170H223ZM227 169L231 171L229 174H228L229 171ZM219 170H221L220 172H222V171L223 172L227 171V172H224V173L222 172L224 174L223 175L222 173L219 172ZM74 171L75 172L78 171V172L75 174ZM185 171H187V172H185ZM217 172H219L223 176H220L219 173H217ZM132 173H133V175H132ZM188 173H189V175H188ZM227 176H229V177H227ZM135 177H137L138 181ZM223 177L227 178L228 180L227 179L223 180L224 179ZM200 179H201V177H200ZM222 180H223V182H222ZM228 182L234 184L233 188L231 187V189L227 190L225 188H222L223 186H220V184L228 183ZM218 183H220V184L217 187ZM182 185L184 188H186V187L191 188L192 186H195L196 190H199V192L203 193V195H202L203 199H196L197 197L193 193H189V192L184 193V191H183L184 189H183ZM103 190L102 189L99 190L100 194H98V196H101V198H106V196L103 195L104 194ZM140 194H137V197L140 196ZM225 199H226V201H225ZM51 200H53V202ZM49 201H51V202H49ZM204 203H206V204H204ZM51 204H52V206H51ZM49 206H51V207H49ZM110 222L113 225L109 226ZM54 230H56V232L62 231L61 233L65 234V235L63 234L62 238L60 237L61 239L59 238L60 241L49 238L48 237L49 234H47L45 232V231H47V232L52 231L53 232ZM34 235L38 236V238L36 239V236H34ZM34 243H36V244L34 245ZM72 243H74V242H72ZM80 250H82V251H80ZM90 256H92V255H90ZM227 263L228 264H242L243 260L240 261V263H237V261H232V260L231 261L216 262V264H227Z\"/></svg>",
  "mask_w": 264,
  "mask_h": 264
}]
</instances>
